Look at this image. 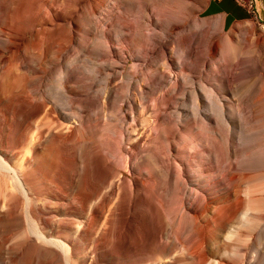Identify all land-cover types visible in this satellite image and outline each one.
<instances>
[{
    "label": "bare ground",
    "instance_id": "1",
    "mask_svg": "<svg viewBox=\"0 0 264 264\" xmlns=\"http://www.w3.org/2000/svg\"><path fill=\"white\" fill-rule=\"evenodd\" d=\"M14 4L15 24L0 22V264H264L255 26L201 46L191 17L135 0Z\"/></svg>",
    "mask_w": 264,
    "mask_h": 264
},
{
    "label": "rangeland",
    "instance_id": "2",
    "mask_svg": "<svg viewBox=\"0 0 264 264\" xmlns=\"http://www.w3.org/2000/svg\"><path fill=\"white\" fill-rule=\"evenodd\" d=\"M135 1H137L138 4H142V7H145L146 5H149L152 8H154L156 11H159V10H161V11H163V10L164 11H166V10L167 11H178L177 13H179L182 17H191V19L193 20V25L190 27L191 28L190 30H192V32H194L196 34H199L198 37L199 36L201 37L204 34L202 37H203V39L205 38L204 41H206V42L202 43V42H200L198 40V43L201 46H229V45L230 46H232V45L233 46L234 45L238 46V43L236 41H233L231 39L232 37H230V36H232V35H236L237 36L236 32H238V27H237L238 25H240L242 27V26H245V25H251L252 26V24H253L252 27L255 26L254 27V31H255V35L256 36L254 35V37H253V39L255 38L254 42L257 39L256 42H258V43H256V45L258 44L260 47L264 46V34L262 33L261 29L257 25H255L253 22L249 21L248 23H245V24L244 23H240V24L236 25L233 28H229L228 26L223 28L221 26L222 25L221 23L215 22L213 19L207 18V17L203 16L202 14H200L201 7L204 6L205 3H206L205 0H171V2H167V0H135ZM144 1H145L146 4L143 3ZM140 2H142V3H140ZM14 3H15V0H12V1L4 0L3 1V4L6 6V8L4 10L0 11V15H1L0 22L2 24V27H6V26H8V24H15L16 18H17V11H16V6H15ZM138 9L130 8V9L127 10V12L125 14L128 17H126V15H125V17H126V20L127 19L129 20V21H127L128 24H129V22L135 23L137 18L140 19V17L142 16V11H140V9L139 10ZM139 14H140V16H137ZM133 15H135V16H133ZM133 19H135V20L133 21ZM219 30H221V35L219 33ZM233 32H235V33L232 34ZM222 33H223V35H222ZM7 36H10L9 31H5V33H3L2 38L5 39ZM163 36L165 37L166 35H163ZM222 37H223L224 40H222ZM225 37L230 38V41H229L228 38H225ZM168 40H170V38H168ZM10 41L4 43L2 46H8V45L9 46H17V44L15 43V40L11 39ZM146 41H145V43H146ZM228 41H229V43L230 42L231 43L230 44L226 43ZM145 43L143 44V42H137L138 45H142V44L145 45ZM180 43H181V41H180ZM30 44L31 45H29V46H40L35 38H32ZM62 44L63 43H61L60 46H62ZM259 53H260V51H259ZM259 53H258V55H259ZM260 61H261L260 62V66L258 68H256V69L258 70V74H260L259 77H261L260 79L262 80V83L260 85L262 86V93H263L264 92L263 91V88H264V59H261ZM150 102L151 103H149V104H152V101H150ZM125 113H128V116H129V120H128L127 123L129 124L130 121L133 122V120L130 117V111L126 107H125ZM149 115L150 114H148V116ZM132 122H131V124H132ZM128 124H127V126L131 125V124H129V125ZM262 142H263L262 143L263 144L262 151H263V155H264V137L262 139ZM126 176H127L128 179L132 178V176H130L128 174H126ZM260 231H262V229H258L257 230V234L259 235V236L257 235V239L259 238L257 240L258 244H260L261 241L263 242V239H264V236H263L264 233L262 231L261 232L262 236L260 237V235H261ZM243 243L245 244L246 242H243Z\"/></svg>",
    "mask_w": 264,
    "mask_h": 264
},
{
    "label": "crops",
    "instance_id": "3",
    "mask_svg": "<svg viewBox=\"0 0 264 264\" xmlns=\"http://www.w3.org/2000/svg\"><path fill=\"white\" fill-rule=\"evenodd\" d=\"M200 14L222 27L233 28L249 21L257 25L264 34V0H205Z\"/></svg>",
    "mask_w": 264,
    "mask_h": 264
}]
</instances>
